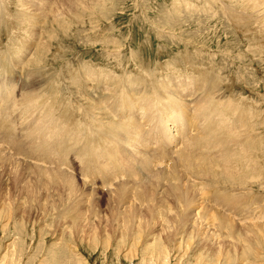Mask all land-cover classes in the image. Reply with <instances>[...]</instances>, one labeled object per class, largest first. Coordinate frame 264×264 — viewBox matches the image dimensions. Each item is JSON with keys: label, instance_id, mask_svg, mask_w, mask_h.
Returning <instances> with one entry per match:
<instances>
[{"label": "bare ground", "instance_id": "bare-ground-1", "mask_svg": "<svg viewBox=\"0 0 264 264\" xmlns=\"http://www.w3.org/2000/svg\"><path fill=\"white\" fill-rule=\"evenodd\" d=\"M14 1L0 0V25L5 21L7 25L4 26L9 24L15 27L13 23L12 25L9 23V17H12V21L14 18L19 26L20 14L18 11L12 14L8 7ZM25 1L26 4L32 3L30 2L32 0ZM73 1L75 3L69 2V9H75L77 17L84 13V9L81 0ZM245 1L247 4L243 11L253 10L259 23L263 24L264 30V0ZM65 2L61 1L53 10L48 7L54 4H48L42 12V16L50 25L55 24L60 28L67 25ZM222 4L225 6L224 2ZM21 9L25 14L27 8H19L20 11ZM240 15L236 21L243 20L246 13ZM11 32L10 35L13 37L10 38V48L7 47L8 51L2 53L4 56L0 57V170L8 169L12 172L10 176L17 182L35 187L33 191L27 192V201H24L23 205L31 206L33 201H36L37 206L36 202L33 204L37 208L36 212L43 217H52L55 224L53 226L68 236L76 235L83 240L91 235L94 236L93 240H100V235L104 234L107 242L121 240L123 244L121 247L132 248L128 259L132 261L136 258L140 264H147L149 260L152 261L151 264L158 260H161L162 264H170L174 252L179 250L186 252L190 264H227L226 261L232 264L243 260L250 253H264V216L263 220H258L254 219V213L252 217L245 212L240 216L237 214L240 218L234 221L233 218L236 216L229 218L232 213H229V217L225 215V212L235 207V200L239 199V196L241 198V195L246 193L247 197L250 188L255 185L264 186V172L260 173V176L257 174L261 166H258L259 171L256 172L257 175L255 174L258 159L253 156L256 155L257 151H254L256 148L249 147V141L257 143L255 141L259 142L261 138L257 136L256 139H250L247 126L241 120L237 122L240 118L248 123L254 117L253 112H247L242 104L240 107L239 104L232 103L227 95H221L222 104H219V99L215 97L219 89L217 90L208 79L203 81L202 87L197 88L198 90L203 88L205 97L197 98L194 89L185 88V81L174 69H170L169 72L173 73L172 78L166 76L157 78L154 86L148 89V84L142 79L109 75L90 65L84 77L88 78L90 72L95 73L93 83L96 88L104 87L106 84L113 88L110 90L105 88L109 90L108 98L100 97L91 100L90 103L85 99L81 105L82 119L78 118L77 121L80 123L74 129V134L67 128L66 123L75 128L78 122L76 121L74 125V119L73 122L70 121V117L63 112L65 106L61 108V116L58 114L62 119L65 118L63 123L62 120L59 121L58 116L55 117L59 118L58 121L54 123L49 109H45L31 121L17 128L14 124L16 112H20L21 106L23 107L21 112L24 114L36 108L38 105L35 94L45 89L44 86L40 89L36 87L52 83L57 73L54 72L55 75H52L53 72L50 74L49 71V74L43 76L42 70L45 67L41 66L39 53L34 52L28 59L23 58L30 50L28 48L30 44L25 43L26 45L18 47L16 44L18 32ZM52 38L49 36L46 39L42 49H48ZM256 38L257 36L254 40L251 39L257 41ZM21 42L23 44L24 41ZM260 43L264 45V41L261 40ZM258 49L255 50L259 55V52L264 54V46L259 45ZM18 65H23L24 71L32 67L30 73L32 75L35 73L32 76L35 79L34 87L26 92L21 100L14 95L17 91L13 73ZM139 68L145 75L153 76L148 67L146 69L139 65ZM132 86H140L141 89ZM50 89L52 93L55 92L54 88L49 86L47 93L46 89L45 93H42L48 94ZM224 97L227 99H223ZM200 116L202 123L197 121ZM229 119L236 122L232 123ZM68 129L73 137H70ZM191 131L195 133L190 134ZM260 144L254 145L256 147ZM258 153L260 154L259 149ZM70 154L74 157L70 158ZM259 156L262 158V155ZM21 161L28 162V166H24L23 169L27 170L24 171L28 173L27 181L26 179L20 181L19 177H15L20 172L18 170ZM260 162L264 163V159H260ZM73 163L79 168L78 176L82 182L80 187L70 165ZM253 175L262 181L253 178ZM221 186L230 190L227 189L226 192L223 187L220 192ZM87 187L89 189L85 190ZM211 188L214 194L212 193V200H209L207 191ZM96 189H105L107 200L114 204L119 203L122 207L119 208L122 211H118L121 213L116 214L114 210L105 213L107 216L105 221L108 220L106 223L103 220L105 225L101 220L105 215L100 210L88 212L86 217V213L81 212L79 208L82 202L94 201ZM229 191L233 194L230 195ZM257 195L259 199L260 197L261 200L264 199L263 194ZM256 197L255 204L259 200L256 201ZM251 198L253 199L252 196ZM248 199L252 200L249 197ZM8 201L3 200V203L8 205ZM94 202L87 204L93 206ZM112 203L110 206L114 205ZM250 204L249 202L247 205ZM262 206L263 204L259 205L260 208ZM8 207L2 206V209L10 212L16 205ZM254 207L256 206L253 204ZM236 209L239 210L240 207L237 206ZM262 209L263 207L257 214H262ZM211 211L214 217L210 218ZM236 212L234 211V214ZM61 221L68 223L60 226ZM9 254L6 252L3 255V261Z\"/></svg>", "mask_w": 264, "mask_h": 264}, {"label": "rangeland", "instance_id": "rangeland-1", "mask_svg": "<svg viewBox=\"0 0 264 264\" xmlns=\"http://www.w3.org/2000/svg\"><path fill=\"white\" fill-rule=\"evenodd\" d=\"M61 1H66L67 23L62 28L57 27L55 24L50 25V22L42 16V12L48 7V4H54V6L48 7L53 10L55 7L57 8ZM30 2L32 3L26 4L25 0H18L8 5L12 14L18 11L21 22L17 26L14 18L12 21V17H9V23L10 25L13 23L15 27L9 26V24L4 26L7 23L5 21L2 22L4 24L0 25V35L2 32L3 40L0 39V48L5 50L7 47L8 49L10 48V38L13 37L10 32L13 28L15 33L18 32L17 38L19 39L16 38L18 47L30 44L28 47L30 50L23 58L27 57L26 59H28L34 52H38L41 66H43L42 68L45 67L43 70L41 69L44 74L42 75H47L49 71L50 74L53 72L52 75H55L54 72L57 73L52 83L36 87L40 89L41 86H44L46 93L47 87L51 86L54 88L55 92L52 93L50 89L48 95H55V100L58 101L57 103L55 101L52 108L55 117L58 114L61 116V108L65 106L66 109L63 107V112L70 117L71 122L74 119L75 125L77 120L82 119L81 105L85 99L90 103L91 100H97L100 97H109L108 91L113 88L111 85L106 84L104 87L96 88L93 83L96 78L95 73L90 72L88 78L84 77L90 65L104 73H109V75L142 79L146 82L145 84H148V86L146 85L148 89L154 86L157 78L161 79L165 76L166 78H172L173 73H169L171 72L170 69H174L176 73L180 74V77L185 81V88L188 90L198 88L205 79H213L217 82V87L220 90L219 94L224 93L223 96L227 95L226 97L232 103L242 104L243 109L247 110V112H253L255 123L252 121L253 119L248 121L253 126V131H249V133L254 136L258 133L254 139L257 136L261 139L263 137V142H261V139L259 142L255 141L258 144L261 143L257 145L258 147H255L257 143L253 142L252 145V147L256 148V150L254 148L253 150L257 151L256 155L253 151V157L258 159V164L257 166L255 165V174L259 170V173L257 172L258 176L264 172V163H259L260 159H264V150H262L264 149V54L259 52V55L258 51H256L259 50V45L260 47L264 46L260 43L261 40L264 41V30H262L263 24L259 23L253 10L243 11L247 4L245 0H81L84 13L77 17L75 9H69V2L75 3L73 0H32ZM222 2L225 3V6H223ZM19 8H27L26 13L23 14V10L21 9L20 11ZM243 12L246 13L243 16V20L236 21ZM232 14L235 16L233 17ZM24 15L27 17L24 18ZM75 17L77 23L75 22ZM78 21H81V23H78ZM7 29L9 32H7ZM25 29L27 30L25 31ZM27 31L29 32L27 33ZM5 34L8 36L7 38ZM255 35L257 36L255 39L257 41H253L256 37ZM49 36L53 38L49 41L48 49H42L43 43L46 42ZM21 40L24 41L23 44ZM1 54L0 57H3L4 52ZM139 65L144 68L148 67L150 74L153 76L145 75ZM17 67L21 68V70L19 68L21 74L19 86L30 90L34 87L33 80H35L32 77L35 73L33 75L30 73L32 72L30 70L32 67L29 70L27 68L25 71L22 69L23 65H18ZM13 75L15 79V72ZM141 75H143L142 78H140ZM203 75L207 76H204V78ZM145 76L147 77L145 78ZM42 79L45 80L43 77ZM45 89L42 92L45 93ZM42 92L39 93L43 94ZM17 93H14V95H17L18 98L19 94ZM63 100L64 103H62ZM57 107H59V110ZM79 109L80 111H78ZM59 118V121L62 120L63 123L65 118ZM77 125L78 123L75 128H72L74 126H68L66 123L67 128H70L73 134ZM72 132H70V137H73ZM250 154L252 155V153ZM259 155H262V158ZM25 162L21 161L19 164L21 167L18 170L20 172L17 173V176L14 175L19 177L20 181H25L23 179L28 177L27 170H23L24 166H28V162ZM249 166L251 167L252 163ZM258 166H261L259 170ZM262 166L263 169H261ZM73 171L78 180V187H80L82 182L79 180V168L77 165L73 167ZM11 173L8 169L5 171L0 170V264H140L136 258L132 261L128 259L129 251L132 248L121 247L123 245L121 240L117 239L113 242H107L104 234L100 235L101 242L99 239L93 240L94 236L91 235L82 240L79 236H68V234L62 233L58 227L53 226L55 224H53L52 217H43L38 211L36 212V201H33L31 206L23 205V202L27 201V192L33 191L35 187L25 186L17 182L11 177ZM256 175L252 177L258 179L259 177ZM223 187L221 186L220 189L223 190ZM88 189V187L85 188V190ZM227 189V187H224L226 192L230 190ZM260 189L264 191V186L255 185V187L250 188L247 197L246 193L241 195L242 199L245 198L244 200L240 198V194H236L240 199H236V202L239 200L237 206L238 208L240 207L239 210L242 213L234 208L232 209V214L230 213L231 215L229 213H225V215L228 217L230 215L229 218L236 216L233 218L236 221L237 218H240V215L247 212L248 216L254 213V219L263 220L264 201L262 202V200L264 199L261 200V197L259 199L257 194L264 195V192ZM96 190L95 202L90 200V202H82L79 205L81 212L86 213V217H88V212L97 210H100L104 215L105 213L107 214L108 210H114L116 214L121 213L118 212L122 211V209H119L122 208L119 203L114 204L107 200L108 195H106L105 189ZM209 191L212 192V188ZM254 193H256L257 197ZM229 194L233 193L229 191ZM248 197L252 200L250 201ZM255 197L256 201L259 199L261 202L258 200L255 204ZM3 200H9L7 202L8 205H5ZM241 200L242 203H240ZM34 202L36 203L33 206ZM93 202V206L87 204ZM249 202L251 204L248 206ZM110 203L114 205L110 206ZM253 204L258 207L253 208ZM257 204H263V209L261 210L263 213H259L260 217L257 212H260L262 207L260 208ZM9 205H16V208H11L10 212H5L2 206L9 208ZM242 205L243 209H246L247 206L248 208L243 210L241 209ZM250 208L251 214H249ZM252 209L254 210L252 211ZM234 211H237L236 215ZM15 215L17 216L15 217ZM212 215L213 212L210 214V218ZM99 217L101 218V216ZM106 217L105 215L102 217L104 219L101 218V220L105 221ZM104 221L103 225L108 220L105 223ZM67 223L61 221L59 225ZM112 225L115 226L114 223ZM6 252L10 254L3 261L2 258ZM185 253L182 250L175 251L170 264H190L189 258ZM244 259L232 264H264V253H250ZM226 262L230 264L228 261ZM151 263L152 261L149 260L147 264ZM154 264H162V261L158 260Z\"/></svg>", "mask_w": 264, "mask_h": 264}]
</instances>
